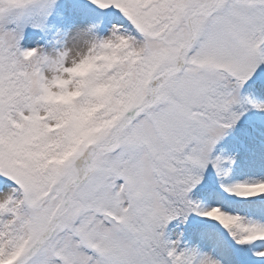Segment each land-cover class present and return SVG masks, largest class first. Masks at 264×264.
Listing matches in <instances>:
<instances>
[{
    "label": "snow or ice",
    "instance_id": "obj_1",
    "mask_svg": "<svg viewBox=\"0 0 264 264\" xmlns=\"http://www.w3.org/2000/svg\"><path fill=\"white\" fill-rule=\"evenodd\" d=\"M0 264H264V0H0Z\"/></svg>",
    "mask_w": 264,
    "mask_h": 264
}]
</instances>
